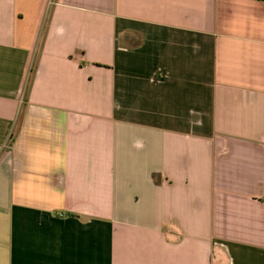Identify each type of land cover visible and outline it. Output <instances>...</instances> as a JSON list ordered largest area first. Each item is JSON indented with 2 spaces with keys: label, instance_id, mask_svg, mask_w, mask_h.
<instances>
[{
  "label": "crops",
  "instance_id": "1",
  "mask_svg": "<svg viewBox=\"0 0 264 264\" xmlns=\"http://www.w3.org/2000/svg\"><path fill=\"white\" fill-rule=\"evenodd\" d=\"M0 264H264V0H0Z\"/></svg>",
  "mask_w": 264,
  "mask_h": 264
}]
</instances>
